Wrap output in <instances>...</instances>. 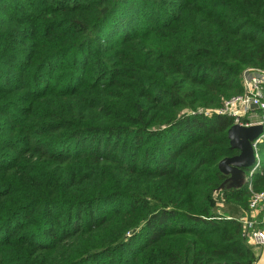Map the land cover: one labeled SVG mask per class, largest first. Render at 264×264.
<instances>
[{"label": "trees", "instance_id": "obj_1", "mask_svg": "<svg viewBox=\"0 0 264 264\" xmlns=\"http://www.w3.org/2000/svg\"><path fill=\"white\" fill-rule=\"evenodd\" d=\"M248 67L264 0H0V264H255L203 114Z\"/></svg>", "mask_w": 264, "mask_h": 264}, {"label": "built area", "instance_id": "obj_2", "mask_svg": "<svg viewBox=\"0 0 264 264\" xmlns=\"http://www.w3.org/2000/svg\"><path fill=\"white\" fill-rule=\"evenodd\" d=\"M241 82L243 85V92L231 96L224 100L222 106L211 110L219 114H227L233 118L234 123L245 126L261 125L263 132L252 143L254 149L255 161L251 166L248 175L245 176L247 181V188L249 191L247 207L243 215L238 219L242 225V235L250 245H255L262 249V256L264 257V191L254 189L251 183V174L259 164L257 143L264 133V116L261 114L260 121H248L249 114L253 115V110L250 106L257 104V109H264V69L248 67L242 71ZM199 112H202L200 110ZM212 112H209L210 114ZM224 187L223 185L221 188ZM220 188V189H221ZM219 190L217 189L216 194Z\"/></svg>", "mask_w": 264, "mask_h": 264}, {"label": "water", "instance_id": "obj_3", "mask_svg": "<svg viewBox=\"0 0 264 264\" xmlns=\"http://www.w3.org/2000/svg\"><path fill=\"white\" fill-rule=\"evenodd\" d=\"M256 110L257 104L250 106ZM263 132L261 125L245 126L234 123L228 130L230 147L238 150V154L225 157L219 162V169L232 178H241V172L253 165L255 161L252 143Z\"/></svg>", "mask_w": 264, "mask_h": 264}, {"label": "rangeland", "instance_id": "obj_4", "mask_svg": "<svg viewBox=\"0 0 264 264\" xmlns=\"http://www.w3.org/2000/svg\"><path fill=\"white\" fill-rule=\"evenodd\" d=\"M209 112H212L213 113V111H209V110H207V111H205V112H203V114H208ZM212 113H210V114H212ZM219 114V113H218ZM248 116H250V117H247L246 116V118L247 119H250V120H248V121H251V122H253V121H255V122H257V121H260L261 120V118H260V116H261V112H257V111H255V112H253V115H248ZM240 175H242V177L241 178H243V180L245 179V174L243 173V171L241 172V174ZM239 180V179H238ZM229 185L230 184H232V182H229L228 183ZM227 184V185H228ZM220 198V197H219ZM251 246V245H250ZM253 246V245H252ZM251 246V247H252ZM256 250H258L259 252H260V250H262L261 248H258L257 246H253Z\"/></svg>", "mask_w": 264, "mask_h": 264}, {"label": "crops", "instance_id": "obj_5", "mask_svg": "<svg viewBox=\"0 0 264 264\" xmlns=\"http://www.w3.org/2000/svg\"><path fill=\"white\" fill-rule=\"evenodd\" d=\"M243 173H244V171H243ZM245 174V173H244ZM241 177H242V175H241ZM238 179H240V178H232L231 177V175H230V177L227 179V181H229V182H234V181H236V180H238ZM248 243V242H247ZM248 245H250L249 243H248ZM252 246V245H251ZM252 248L257 252V260H256V262H255V264H264V257L262 256V250H260V252L258 251V250H256L253 246H252Z\"/></svg>", "mask_w": 264, "mask_h": 264}]
</instances>
